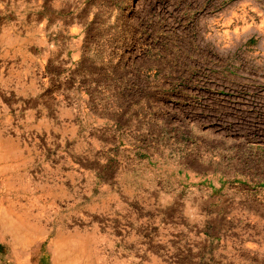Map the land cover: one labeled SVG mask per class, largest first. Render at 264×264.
<instances>
[{"label":"rangeland","instance_id":"1","mask_svg":"<svg viewBox=\"0 0 264 264\" xmlns=\"http://www.w3.org/2000/svg\"><path fill=\"white\" fill-rule=\"evenodd\" d=\"M0 264H264V0H0Z\"/></svg>","mask_w":264,"mask_h":264}]
</instances>
